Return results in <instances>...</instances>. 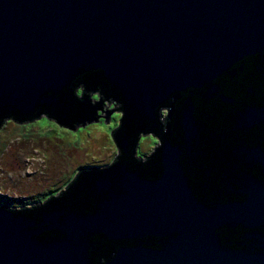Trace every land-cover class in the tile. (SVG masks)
<instances>
[{
	"label": "water",
	"instance_id": "1",
	"mask_svg": "<svg viewBox=\"0 0 264 264\" xmlns=\"http://www.w3.org/2000/svg\"><path fill=\"white\" fill-rule=\"evenodd\" d=\"M263 51L264 0H0V119L54 109L59 95L62 102L71 98L63 91L81 72L93 71L104 78L102 88H112L122 112L105 102L97 119L77 127L50 119L74 132L99 116L106 124L116 111L123 117L118 124L136 116L151 123L163 145L160 180L130 171L104 178L101 188L111 194L105 214H71L47 228L48 215L0 206V264H92L89 247L95 230L125 239L158 227L176 230L172 246L161 253L122 250L120 264H264V234L262 244L236 254L213 242L212 222L219 221L220 213L192 210L181 160L202 130L196 107L219 92V81H239L251 68L252 56ZM172 98L186 105L181 127L188 149L170 147V126L164 134L157 130L156 111L163 107L168 116L166 102ZM60 107L67 117L84 103ZM257 113L264 116L263 109ZM255 119L249 114L246 125ZM112 132L114 145L126 146L134 135L131 131L114 140ZM254 201L252 207H242V214L264 221V196ZM151 202L158 204L161 221L154 220Z\"/></svg>",
	"mask_w": 264,
	"mask_h": 264
},
{
	"label": "flooded vegetation",
	"instance_id": "2",
	"mask_svg": "<svg viewBox=\"0 0 264 264\" xmlns=\"http://www.w3.org/2000/svg\"><path fill=\"white\" fill-rule=\"evenodd\" d=\"M250 66L233 86L221 83L217 94L203 99L198 107L200 109L196 107L200 112L198 124L201 122L202 130L199 138L189 147V152L185 151L181 158L187 174L184 192L192 203V210L199 208V211L220 213L219 221L212 222V239L221 250L233 254L253 250L263 243L261 236L264 234V221L242 214L243 206L252 207L254 198L264 196V116L257 113L260 109L264 110V51L252 56ZM183 103L172 98L166 102L168 116L162 118L161 113L157 114L161 125L158 132L164 134L170 126V147L173 149L179 145L186 148L181 127L186 107ZM110 104L122 112L123 105L118 100ZM249 114L256 119L246 125ZM155 136L159 144L145 156H136V148L131 150L128 145H114L118 154L110 165L79 169L66 186V191L56 197L46 196L44 201L29 205L26 208L30 209L25 213L41 217L48 215L49 219L43 225L47 228L54 227L55 221L62 224L71 214L81 217L107 213L111 194L108 189L101 188L104 178L112 180L124 171L154 181L162 178L163 145L160 136ZM35 205L38 207L34 208ZM157 205L151 202L150 211L154 213V220L161 221ZM0 206L14 212L18 210L3 203ZM97 230L90 237L92 264H120L119 253L126 249L161 253L168 244L172 246L178 237L175 229L165 232L159 227L131 234L125 239L104 232L102 228L101 232Z\"/></svg>",
	"mask_w": 264,
	"mask_h": 264
},
{
	"label": "rangeland",
	"instance_id": "3",
	"mask_svg": "<svg viewBox=\"0 0 264 264\" xmlns=\"http://www.w3.org/2000/svg\"><path fill=\"white\" fill-rule=\"evenodd\" d=\"M165 111H159L162 118L167 116ZM121 117L114 111L108 123L98 117L97 122L74 132L44 115L28 124L4 120L0 126V203L11 209L28 207L46 196L56 197L79 169L110 165L118 152L111 132ZM158 144L152 134L141 135L135 155H148Z\"/></svg>",
	"mask_w": 264,
	"mask_h": 264
},
{
	"label": "trees",
	"instance_id": "4",
	"mask_svg": "<svg viewBox=\"0 0 264 264\" xmlns=\"http://www.w3.org/2000/svg\"><path fill=\"white\" fill-rule=\"evenodd\" d=\"M101 74L98 72H81L79 76H77L76 80L72 82L67 88L64 89L63 95H69L71 98H67L64 102L60 101L63 98L62 95H59V101L57 107L48 108V107H41L36 109L33 113L23 116L19 114H5L4 117L0 119V126L4 119L14 118L17 122H29L35 119H39L44 115L45 118H54L56 119L61 125H67L71 127H77L81 125L84 121H89L94 119L98 112H102L103 104L106 102L111 103L112 101H116L115 98L112 97L114 95V91L111 87H109V91L102 88V82H105L104 78L100 77ZM227 79V78H226ZM224 81V80H223ZM223 81H219V83L223 84ZM226 84L233 86L235 83L233 82H225ZM119 99V98H118ZM84 108L80 109H71L70 115L67 117L64 116V113L61 111V105L63 107L68 106V104L83 105ZM103 103V104H102ZM197 103V102H196ZM96 106V107H95ZM163 108V107H162ZM159 108L156 111V124L157 130L161 127L160 121L157 118V114L162 109ZM200 109V108H198ZM78 113H84L83 116L77 115ZM125 115V113H123ZM118 128V129H117ZM117 129V130H116ZM116 130V131H114ZM114 140L120 137H126L131 131H134V135L130 137L127 144L131 147V150L137 148L138 140L141 134H146L151 132L153 135L157 134L156 129L151 125V123L141 122V120L136 116L131 120H125L122 123L117 125L114 129ZM113 137V134H112ZM38 207L35 205L34 208ZM30 209L26 207L18 208L17 213H24ZM32 209V208H31Z\"/></svg>",
	"mask_w": 264,
	"mask_h": 264
},
{
	"label": "clouds",
	"instance_id": "5",
	"mask_svg": "<svg viewBox=\"0 0 264 264\" xmlns=\"http://www.w3.org/2000/svg\"><path fill=\"white\" fill-rule=\"evenodd\" d=\"M164 115H165V116L167 115V112H166V111L164 112Z\"/></svg>",
	"mask_w": 264,
	"mask_h": 264
},
{
	"label": "bare ground",
	"instance_id": "6",
	"mask_svg": "<svg viewBox=\"0 0 264 264\" xmlns=\"http://www.w3.org/2000/svg\"><path fill=\"white\" fill-rule=\"evenodd\" d=\"M123 117H121V119H122ZM147 134H150V133H147ZM142 135V134H141ZM146 135V134H145ZM157 138V137H156Z\"/></svg>",
	"mask_w": 264,
	"mask_h": 264
}]
</instances>
